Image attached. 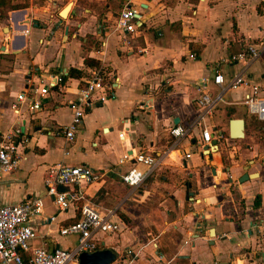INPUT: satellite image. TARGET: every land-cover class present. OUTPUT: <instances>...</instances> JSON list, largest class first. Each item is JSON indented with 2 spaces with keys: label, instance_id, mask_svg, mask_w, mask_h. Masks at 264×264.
Instances as JSON below:
<instances>
[{
  "label": "crops",
  "instance_id": "obj_1",
  "mask_svg": "<svg viewBox=\"0 0 264 264\" xmlns=\"http://www.w3.org/2000/svg\"><path fill=\"white\" fill-rule=\"evenodd\" d=\"M36 1L14 0L27 2L28 8L8 13L7 19L0 16V134L19 130L23 156L19 170L2 179L0 205L44 199L43 214L29 223L37 235L31 250L72 251L77 245V238L61 237L60 231L79 221L77 207L85 201L59 214L43 186L46 171L64 164L87 166L103 177L81 188L95 209L117 210L126 224L127 230L115 236L99 237L98 252L113 251L117 257L112 264H264L261 170L254 172V181L239 185L246 174H254L250 168H225L220 152L203 157L194 140L182 144L190 159L175 154V161L140 189L122 184L129 166L119 165L129 151L169 152L170 131L198 117L202 81L212 83L215 70L232 79L244 68L227 62L264 38V0H131L143 29L129 49L116 33L124 0H44L41 7ZM68 6L64 20L60 12ZM98 68L105 71L113 99L88 111L67 145L62 131L73 121L68 104L78 100L81 81ZM70 72L79 74L78 80L52 88L38 113L23 109L19 118L12 113L21 93ZM248 74L264 87V58ZM242 101L243 92L228 94L207 121L208 128L225 134L226 147L235 145L229 138L233 122L244 121L245 134L250 128L253 118L236 110ZM230 198L233 204L245 203L243 219L227 208Z\"/></svg>",
  "mask_w": 264,
  "mask_h": 264
},
{
  "label": "built area",
  "instance_id": "obj_2",
  "mask_svg": "<svg viewBox=\"0 0 264 264\" xmlns=\"http://www.w3.org/2000/svg\"><path fill=\"white\" fill-rule=\"evenodd\" d=\"M124 1L116 24V33L121 45L129 49L133 37L140 31L142 16L139 9L132 5L131 0ZM262 58H264V38L251 43L241 53L230 58L227 63L235 66L244 65V68L232 79H226L215 70L212 83L207 80L202 81L200 89L202 95L195 102L198 113L196 120L170 131L171 148L166 154L154 156L142 152H126L119 161L120 166H129L128 172L121 176L122 184L131 190L140 189L155 172L166 168L170 161H175V154L181 152L182 161L190 159L192 155L182 149L184 142L194 140L203 157L219 154V149L226 147V136L219 129L208 128L206 124L215 116L218 107L226 104V97L230 93L243 92L241 106L251 118L264 124V87L251 80L248 74L249 68ZM190 59L196 58L191 55ZM61 82L62 76H50L43 86H33L25 93H21L11 104L12 113L17 118L22 117L23 109L29 115L38 113L41 110L42 100L49 95L52 88H62ZM211 84L215 87V91L212 90ZM80 85L78 100L68 104L73 121L62 131L67 145L71 144L79 133L86 113L97 105H104L113 99L102 68L91 71L89 77L82 80ZM147 108V104L140 106L141 111ZM197 133H199L198 138ZM124 137H126L125 131L120 133L119 140L123 141ZM19 143V130L0 134V184L5 176L18 171L23 163V156L18 151ZM140 167H143L144 171H140ZM102 180L103 177L87 166L69 167L60 164L51 166L45 173L44 189L47 190V196L53 199L59 214L66 213L72 205H79L80 202L85 201L77 207L79 221L60 231L61 237L78 239L72 251L31 250L37 235L29 223L43 214L44 199H31L9 207L0 205V264H80L81 254L92 255L98 251L100 236H115L127 230L126 224L118 217L117 210L100 213L81 188L82 185H97ZM60 187L68 189L69 192L61 194ZM127 255L130 256L131 253L128 252Z\"/></svg>",
  "mask_w": 264,
  "mask_h": 264
},
{
  "label": "rangeland",
  "instance_id": "obj_3",
  "mask_svg": "<svg viewBox=\"0 0 264 264\" xmlns=\"http://www.w3.org/2000/svg\"><path fill=\"white\" fill-rule=\"evenodd\" d=\"M34 3L38 7L45 5L44 0H37ZM19 4L27 5V2H24V3L21 2ZM63 10L61 12H63ZM236 110L239 112H244L246 115H248L246 112V109L243 107H237ZM248 117L251 118L249 115ZM251 123H252V119L250 120L249 124ZM259 123L261 124V125H258V127L260 128H256L253 130L251 128H248L247 133H246L248 137H246L244 140L236 141L234 147H223L219 149L225 168L227 167L249 168L250 167L249 173L259 172L260 170L264 173V166H260V164L263 163V160H264V124L261 122ZM254 160H256V164L253 167V165H250V163H254ZM240 161H242V163L238 165ZM254 180L255 178L252 179L251 181H254ZM262 183H264V181H262ZM232 194L235 195V192H232ZM227 206L226 207L229 210L235 209L236 214L238 216H240L241 215L240 213L242 212V210H245L246 208V205L243 202H240V203L237 202L236 204H232V205L228 204ZM231 213L232 212H230V215L234 214V213L232 214Z\"/></svg>",
  "mask_w": 264,
  "mask_h": 264
},
{
  "label": "water",
  "instance_id": "obj_4",
  "mask_svg": "<svg viewBox=\"0 0 264 264\" xmlns=\"http://www.w3.org/2000/svg\"><path fill=\"white\" fill-rule=\"evenodd\" d=\"M62 13L63 12L60 13L61 18L63 15ZM245 131H246V125L244 121L233 122L231 126V130H230L229 138L233 142L244 140L246 138ZM257 177H258L257 173H254L253 175L246 174L244 177H242L241 180L238 181V184L243 185L244 183H247ZM59 191L61 194H67L69 192L68 189L62 188V187H60ZM79 258H80L79 259L80 264H112L117 259L113 251H102V252L97 251L92 255L84 253V254H81Z\"/></svg>",
  "mask_w": 264,
  "mask_h": 264
},
{
  "label": "trees",
  "instance_id": "obj_5",
  "mask_svg": "<svg viewBox=\"0 0 264 264\" xmlns=\"http://www.w3.org/2000/svg\"><path fill=\"white\" fill-rule=\"evenodd\" d=\"M28 8L27 5H22L19 3L14 2V0H0V16H2L4 19L8 18V13L12 12V11H19V10H26ZM143 27H141L139 30H142ZM80 77V75L74 73V72H70L69 76L67 78H62V85H64V82H66V80L68 79H73V80H78V78ZM250 128L256 129V128H260L258 127V125H261L257 119L253 118L252 119V123L249 124ZM260 206V202L258 201V203L256 204V207Z\"/></svg>",
  "mask_w": 264,
  "mask_h": 264
},
{
  "label": "bare ground",
  "instance_id": "obj_6",
  "mask_svg": "<svg viewBox=\"0 0 264 264\" xmlns=\"http://www.w3.org/2000/svg\"><path fill=\"white\" fill-rule=\"evenodd\" d=\"M70 11H71V6L66 7V8L63 10L62 18H63V19H66V18L69 16Z\"/></svg>",
  "mask_w": 264,
  "mask_h": 264
},
{
  "label": "flooded vegetation",
  "instance_id": "obj_7",
  "mask_svg": "<svg viewBox=\"0 0 264 264\" xmlns=\"http://www.w3.org/2000/svg\"><path fill=\"white\" fill-rule=\"evenodd\" d=\"M250 164H251V163H250ZM255 164H256V160H254V164H252L253 167H254ZM260 166H264V161H263V163L260 164ZM249 168H250V167H249ZM230 185L233 186L232 183H231ZM229 204H231V205L233 204L231 198H230ZM243 217H244V216L241 215V217H238V218H239V220H241V219H243Z\"/></svg>",
  "mask_w": 264,
  "mask_h": 264
}]
</instances>
